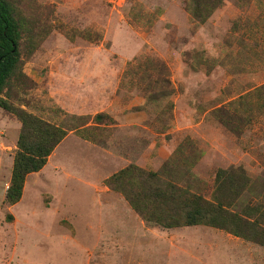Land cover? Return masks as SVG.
I'll use <instances>...</instances> for the list:
<instances>
[{"label":"rangeland","instance_id":"374dc122","mask_svg":"<svg viewBox=\"0 0 264 264\" xmlns=\"http://www.w3.org/2000/svg\"><path fill=\"white\" fill-rule=\"evenodd\" d=\"M8 1L21 61L3 96L66 132L10 204L21 121L0 106V264H206L208 248L224 252L228 231L148 222L107 182L135 164L211 199L217 171L242 168L230 209L264 205V0H221L202 20L188 0ZM236 236L244 264L263 251Z\"/></svg>","mask_w":264,"mask_h":264},{"label":"trees","instance_id":"16d2710c","mask_svg":"<svg viewBox=\"0 0 264 264\" xmlns=\"http://www.w3.org/2000/svg\"><path fill=\"white\" fill-rule=\"evenodd\" d=\"M220 1L188 0L187 8L194 18L202 20ZM20 39L21 24L14 15L12 5L8 0H0V106L14 113L21 121L10 184L6 192V200L10 204L20 200L26 176L46 164L47 157L66 132L63 128L12 105L3 96L5 88L18 78L16 71L21 61ZM140 65L141 63H136V67ZM143 69L144 75L149 76L155 70L154 67L151 68L153 71L148 67L147 70L145 67ZM129 73L134 76L138 73L132 63L126 70V74ZM22 80L24 79L20 78L18 82ZM150 84L152 80L148 81L145 92L149 99ZM96 117L100 118L101 114ZM248 182L249 178L242 168H221L215 176L216 186L212 198L205 199L198 193L178 188L164 180L158 171L145 170L131 164L110 176L107 183L122 192L134 210L148 222H155L166 228L204 224L264 246V205L247 204L241 213L230 209L243 194Z\"/></svg>","mask_w":264,"mask_h":264},{"label":"crops","instance_id":"0c3cea01","mask_svg":"<svg viewBox=\"0 0 264 264\" xmlns=\"http://www.w3.org/2000/svg\"><path fill=\"white\" fill-rule=\"evenodd\" d=\"M182 227H185L184 229H187L189 226H182ZM221 234H223V235H222V237L220 236V239L225 242L222 244L224 252L219 253V252H215V250L213 248L212 249L208 248L207 249L208 253H207V257H206V259H207L206 264H213L212 262H215V261H212L211 259L216 260L218 262V264H231L233 261H235V264H244L243 263L244 259L241 260L239 258V256L236 253V251H237L236 248L233 247V246H236L238 248L241 245L243 246L244 241H238V239H237L238 237L234 234L229 233V232H225V233H221ZM225 238H228L230 241H227ZM212 243H216V242H212ZM224 245H230V247H224ZM253 248H254V245H253ZM220 254L221 255L224 254L223 256H221V260L218 258V256ZM246 257H247V259H246L245 264H264V248H263V251L261 252L260 255H256L253 257V254L251 253V255L247 254ZM249 257H251V258H249Z\"/></svg>","mask_w":264,"mask_h":264}]
</instances>
